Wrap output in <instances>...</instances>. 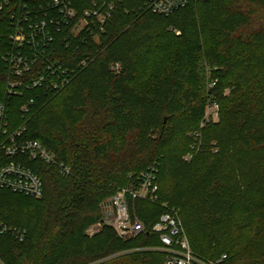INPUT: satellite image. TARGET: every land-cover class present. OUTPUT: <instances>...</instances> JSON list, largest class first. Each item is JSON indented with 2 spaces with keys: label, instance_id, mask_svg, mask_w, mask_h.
<instances>
[{
  "label": "trees",
  "instance_id": "1",
  "mask_svg": "<svg viewBox=\"0 0 264 264\" xmlns=\"http://www.w3.org/2000/svg\"><path fill=\"white\" fill-rule=\"evenodd\" d=\"M139 5L123 0L106 31L77 52L56 42L70 65L88 59L61 92L12 98L9 131L26 123L25 138L71 171L37 160L41 198L0 189L3 217L25 231L21 240L0 237L6 264H163L162 252L131 250L160 244L152 226L165 202L199 255L264 264V0H193L170 15ZM9 33L0 13V54ZM12 78L0 58L1 96ZM215 91L219 120L201 126ZM28 97L36 101L24 113ZM152 166L160 203L135 202L146 233L123 239L104 226L88 234L103 200ZM246 230L254 236L243 240Z\"/></svg>",
  "mask_w": 264,
  "mask_h": 264
},
{
  "label": "built area",
  "instance_id": "2",
  "mask_svg": "<svg viewBox=\"0 0 264 264\" xmlns=\"http://www.w3.org/2000/svg\"><path fill=\"white\" fill-rule=\"evenodd\" d=\"M193 0H140L138 10L170 15L188 6ZM123 0H0V13L10 22V48L0 54L10 75L4 96L0 95V189L14 194L41 198L44 181L30 165L34 161L57 166L66 175L71 169L58 161L55 153L39 140L25 138L26 123L10 132L9 105L15 96L22 97L27 90L36 91L38 98L50 97L66 88L80 69L88 63L83 60L72 66L57 57L54 45L59 40L74 52L90 44L106 31L119 4ZM136 7L133 10H137ZM116 64V68H119ZM218 80L211 81L214 88ZM37 98V99H38ZM36 97H28L21 106L27 113ZM220 102L213 92L206 105L202 126L219 120ZM195 139L199 133L193 134ZM196 149V145L192 146ZM193 153L188 154L191 158ZM158 168L152 166L141 172L129 186L119 189L101 203V218L92 224L87 233L95 234L104 226L112 227L123 239L137 238L147 226L135 209L137 200L160 203ZM165 211L152 226L160 244L140 246L131 251H157L165 254L163 264H225L226 253L206 258L193 251L179 211L163 203ZM24 229L8 222L0 207V237L6 234L21 240ZM0 264H6L0 253Z\"/></svg>",
  "mask_w": 264,
  "mask_h": 264
},
{
  "label": "rangeland",
  "instance_id": "3",
  "mask_svg": "<svg viewBox=\"0 0 264 264\" xmlns=\"http://www.w3.org/2000/svg\"><path fill=\"white\" fill-rule=\"evenodd\" d=\"M226 92L228 93V91H226ZM203 121H204V117H203L202 120L200 121V125H201V126H202ZM187 158H188V157H187ZM253 236H254V233L251 232V231H248V230L244 231L243 234H242V238H243V240H248V239L252 238Z\"/></svg>",
  "mask_w": 264,
  "mask_h": 264
}]
</instances>
